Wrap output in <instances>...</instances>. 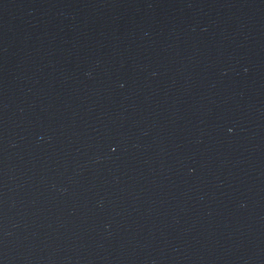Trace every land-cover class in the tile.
Segmentation results:
<instances>
[{"label":"water","instance_id":"water-1","mask_svg":"<svg viewBox=\"0 0 264 264\" xmlns=\"http://www.w3.org/2000/svg\"><path fill=\"white\" fill-rule=\"evenodd\" d=\"M0 264H264V0H0Z\"/></svg>","mask_w":264,"mask_h":264}]
</instances>
